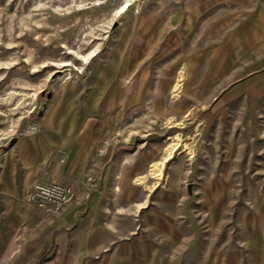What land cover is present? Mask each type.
<instances>
[{"label": "rangeland", "instance_id": "374dc122", "mask_svg": "<svg viewBox=\"0 0 264 264\" xmlns=\"http://www.w3.org/2000/svg\"><path fill=\"white\" fill-rule=\"evenodd\" d=\"M41 132L134 160L117 264H264V0H0L1 158Z\"/></svg>", "mask_w": 264, "mask_h": 264}, {"label": "crops", "instance_id": "0c3cea01", "mask_svg": "<svg viewBox=\"0 0 264 264\" xmlns=\"http://www.w3.org/2000/svg\"><path fill=\"white\" fill-rule=\"evenodd\" d=\"M119 151L41 132L22 137L10 153L0 156V264H117L116 219L122 212L108 209L106 204L118 198L110 191L128 181L141 187L139 199L130 200L142 204L138 209L149 198L133 175L128 180L126 170H117L118 164L134 165L132 158H119ZM36 181L68 186L71 199L51 211L24 203L22 195Z\"/></svg>", "mask_w": 264, "mask_h": 264}, {"label": "built area", "instance_id": "2783aa9c", "mask_svg": "<svg viewBox=\"0 0 264 264\" xmlns=\"http://www.w3.org/2000/svg\"><path fill=\"white\" fill-rule=\"evenodd\" d=\"M72 196L68 186L56 181H36L22 195V200L46 211L59 210Z\"/></svg>", "mask_w": 264, "mask_h": 264}, {"label": "bare ground", "instance_id": "6f19581e", "mask_svg": "<svg viewBox=\"0 0 264 264\" xmlns=\"http://www.w3.org/2000/svg\"><path fill=\"white\" fill-rule=\"evenodd\" d=\"M176 145H177V143L174 142V141H173L171 144H169V146H168L167 149H166V155H165L164 158H168V157H170L171 152L175 149ZM160 165H161V161H160V162H154V163L152 164V167H151L150 172H151L152 174H158V172H159V170H160Z\"/></svg>", "mask_w": 264, "mask_h": 264}, {"label": "water", "instance_id": "95a60500", "mask_svg": "<svg viewBox=\"0 0 264 264\" xmlns=\"http://www.w3.org/2000/svg\"><path fill=\"white\" fill-rule=\"evenodd\" d=\"M15 142V139H11L10 142H9V146H11L13 143Z\"/></svg>", "mask_w": 264, "mask_h": 264}]
</instances>
